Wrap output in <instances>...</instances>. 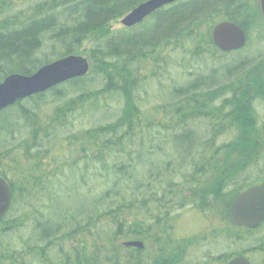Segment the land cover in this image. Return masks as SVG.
Masks as SVG:
<instances>
[{
    "label": "trees",
    "instance_id": "16d2710c",
    "mask_svg": "<svg viewBox=\"0 0 264 264\" xmlns=\"http://www.w3.org/2000/svg\"><path fill=\"white\" fill-rule=\"evenodd\" d=\"M145 1L0 0V83L81 54L97 37L87 75L0 111V175L13 192L0 220V264H149L146 244H124L141 236L160 244L155 264H186L192 250L171 252L182 239L176 207L216 217L209 224L218 239L252 235L250 252L264 263V224L230 218L235 198L264 182V80L245 81L248 44L222 64L235 51L212 39L214 26L229 20L247 34L251 26L263 43L264 16L250 11L253 0H180L110 30ZM229 158L242 168L230 172Z\"/></svg>",
    "mask_w": 264,
    "mask_h": 264
},
{
    "label": "water",
    "instance_id": "95a60500",
    "mask_svg": "<svg viewBox=\"0 0 264 264\" xmlns=\"http://www.w3.org/2000/svg\"><path fill=\"white\" fill-rule=\"evenodd\" d=\"M178 0H147L127 15L121 22L126 27H134L142 23L149 15ZM264 12V0H261ZM215 45L222 51L229 52L243 48L247 43V35L239 24L224 20L212 31ZM90 71V63L86 56L71 54L51 63L45 64L32 75L13 73L0 83V111L37 93L45 92L63 82L76 77L85 76ZM12 200L10 182L0 175V219L8 211ZM231 218L235 225L258 227L264 221V182L240 193L231 206ZM126 246L143 248L140 240H129ZM228 264H251L246 256H237Z\"/></svg>",
    "mask_w": 264,
    "mask_h": 264
},
{
    "label": "rangeland",
    "instance_id": "374dc122",
    "mask_svg": "<svg viewBox=\"0 0 264 264\" xmlns=\"http://www.w3.org/2000/svg\"><path fill=\"white\" fill-rule=\"evenodd\" d=\"M252 9H254L255 12L258 11V6L255 3V5L252 7ZM126 27L123 25V23L120 20L114 21L111 23L110 25V30H122L125 29ZM249 38L247 41V47L246 50H243V56H248V58L251 59V66L249 67V69L247 70V72L245 73V81H250L252 78L257 79V81H262L264 80V42L261 43V41H258L256 36L253 33V29L249 28ZM97 37H91L85 44H84V52H81V55H84L86 57H88L89 59V51H90V47L95 43V39ZM262 51V57L259 59H257L256 61L254 60L255 58L259 57V52ZM238 54H236V51L233 53V55H227L225 56L224 60L220 59V62L222 64H231V63H235V58L234 56H237ZM210 59L207 58L206 61L208 62ZM196 64L199 63V65H203V67L205 66L203 63V61H198L195 62ZM141 66L139 68L140 70V74H144V73H148V70H150L149 65L145 64L142 62H140ZM212 63L209 62L208 67L211 66ZM92 66V64H91ZM206 67V66H205ZM204 67V68H205ZM207 67V68H208ZM220 67V66H218ZM210 69V67H209ZM101 86V83L98 81L95 84H92L90 86V88L93 87H98ZM62 88H68V84H63ZM154 91H157V84H154ZM153 90H151V92H154ZM230 159V158H229ZM242 168V160L237 159L234 160L233 158L230 159V164H229V169H231L230 172L238 170ZM237 171V172H238ZM228 189H230L229 187L225 188V191L227 192ZM182 198V196H180ZM190 202H192L190 200ZM184 203H189L187 200ZM71 204V205H70ZM69 204V207H71L72 209L75 210V206H73L72 202ZM179 207H176L173 211L175 212V214L177 215V230L179 232L180 235L182 236H190L193 235L194 233H198L201 231L205 232H212V227L214 225V222H217L216 217H214V220L211 218V215H207L205 214L204 216L199 213L197 210H194L190 207H187L185 209H178ZM216 216V215H215ZM209 223H213L209 224ZM26 233V236L28 235V230H25V232L23 231V234ZM22 233L17 232L14 233L12 235H10L11 240L13 241H18L20 239V235ZM216 238L218 239V236H216ZM138 240H143L148 248V250H146V254H145V259L146 261L150 262L149 264H152L153 259H152V246H153V241L148 242V240L145 238V240L143 239V236H141ZM220 241V244L218 246L215 247V250L218 253L222 254H228L232 251H234L236 248H244V242H238V241H233L230 242L228 240H225L223 238H219L218 239ZM20 247V243L18 245V248ZM247 247H250L249 243L247 245ZM193 251V255L191 257H187L184 260V263L186 262V264H214L215 262V258L212 257V254H209L208 252H206V248H201V246H196L195 249H192ZM171 262V261H170Z\"/></svg>",
    "mask_w": 264,
    "mask_h": 264
},
{
    "label": "flooded vegetation",
    "instance_id": "af4514ba",
    "mask_svg": "<svg viewBox=\"0 0 264 264\" xmlns=\"http://www.w3.org/2000/svg\"><path fill=\"white\" fill-rule=\"evenodd\" d=\"M254 1V5L255 3L258 6V11L261 15L264 16L263 10H262V5H261V0H253ZM253 2L251 6L250 11H254L252 9V7L254 6ZM245 6V5H244ZM249 5H246V7ZM249 10V9H248ZM247 10V12H248ZM221 90H219L220 92ZM12 196H13V192H12ZM12 203V200H11ZM11 206V204H10ZM5 216V215H4ZM2 219V218H1ZM0 219V220H1ZM264 224V222L262 223V225ZM217 234L215 232H202V233H194L193 235L190 236H182V239L179 241H175L173 242V247L171 248V252L174 248L179 249L183 254H187V252L189 250L195 249L196 245L197 246H201V248H206V252H208L209 254H212V257L215 258V262L214 264H228V262H230L232 260V258H235L237 256H246L249 258V260L251 261V264H259L252 256V253L250 252L249 248H252L254 246V243L252 241V235H250L248 237V239L246 241H244V245L246 246V253L244 254H236L233 255L229 260L227 261H221V253H218L215 250V247L218 246L220 244V241L216 238ZM250 245V247H247V245ZM160 245L159 243H153L152 249H156V247ZM146 248V246H144L143 248H141V250H144ZM192 248V249H191ZM170 252V254H171ZM186 259V258H185ZM183 258V262L185 260ZM25 260L29 261V257L28 254L25 257ZM172 261L169 258H165L163 262H161L160 264H171ZM264 262V260H263ZM152 264H155L154 262H152ZM264 264V263H262Z\"/></svg>",
    "mask_w": 264,
    "mask_h": 264
}]
</instances>
